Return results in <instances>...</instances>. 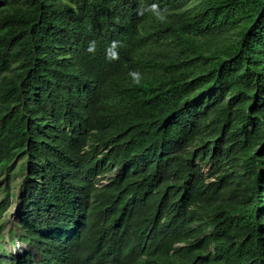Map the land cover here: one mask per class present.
Returning a JSON list of instances; mask_svg holds the SVG:
<instances>
[{
    "label": "trees",
    "instance_id": "trees-1",
    "mask_svg": "<svg viewBox=\"0 0 264 264\" xmlns=\"http://www.w3.org/2000/svg\"><path fill=\"white\" fill-rule=\"evenodd\" d=\"M0 186V264H264V0H0Z\"/></svg>",
    "mask_w": 264,
    "mask_h": 264
},
{
    "label": "rangeland",
    "instance_id": "rangeland-1",
    "mask_svg": "<svg viewBox=\"0 0 264 264\" xmlns=\"http://www.w3.org/2000/svg\"><path fill=\"white\" fill-rule=\"evenodd\" d=\"M207 166L209 167V165H207ZM22 179H23V177L16 178L15 179L16 184L20 185ZM0 192H1V188H0ZM0 200H1V193H0ZM16 207H17L16 202L14 200H11L5 214L1 218V220L4 222V230L2 232V234H3L2 247H3V249H5V251L7 253H9L11 255H18V253L22 252L23 248H25V246H21V243H20V241H18L17 238H14L12 240L13 243L9 242V240H8V232H9L10 228H13L15 231H17L16 230V223H17V220L19 217V213L17 212L18 210ZM262 208H264V205L262 206ZM3 259L7 262H10L9 257L4 256Z\"/></svg>",
    "mask_w": 264,
    "mask_h": 264
},
{
    "label": "clouds",
    "instance_id": "clouds-1",
    "mask_svg": "<svg viewBox=\"0 0 264 264\" xmlns=\"http://www.w3.org/2000/svg\"><path fill=\"white\" fill-rule=\"evenodd\" d=\"M208 166L207 165H204L203 166V169H202V171L205 173L207 170H208ZM1 187V186H0ZM17 204V203H16ZM16 208H18V205H17V207Z\"/></svg>",
    "mask_w": 264,
    "mask_h": 264
}]
</instances>
